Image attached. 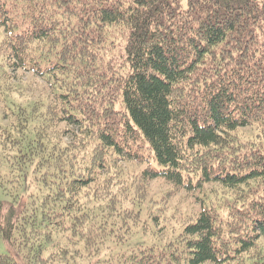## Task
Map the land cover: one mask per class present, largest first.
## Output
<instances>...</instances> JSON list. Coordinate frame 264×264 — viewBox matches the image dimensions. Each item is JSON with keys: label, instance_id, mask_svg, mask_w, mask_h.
<instances>
[{"label": "trees", "instance_id": "16d2710c", "mask_svg": "<svg viewBox=\"0 0 264 264\" xmlns=\"http://www.w3.org/2000/svg\"><path fill=\"white\" fill-rule=\"evenodd\" d=\"M0 264H264V0H0Z\"/></svg>", "mask_w": 264, "mask_h": 264}, {"label": "rangeland", "instance_id": "374dc122", "mask_svg": "<svg viewBox=\"0 0 264 264\" xmlns=\"http://www.w3.org/2000/svg\"><path fill=\"white\" fill-rule=\"evenodd\" d=\"M186 0H181L182 5H185ZM16 76L21 77L24 80H27L28 78H26L28 75L27 73H23V72H14ZM152 194H155L156 192L158 193L159 191L158 189V184H152ZM164 189L166 187H163ZM157 193L155 195H157ZM183 192H181L180 194H182ZM180 194L176 195L173 199L170 200V210H175V211H180L182 212V210L184 211L185 209L190 210L192 208L195 207V203L193 198H187L186 200H181L180 199ZM169 211V210H168Z\"/></svg>", "mask_w": 264, "mask_h": 264}]
</instances>
